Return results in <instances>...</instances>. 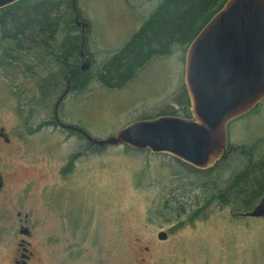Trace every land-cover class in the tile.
Segmentation results:
<instances>
[{"label": "rangeland", "instance_id": "obj_1", "mask_svg": "<svg viewBox=\"0 0 264 264\" xmlns=\"http://www.w3.org/2000/svg\"><path fill=\"white\" fill-rule=\"evenodd\" d=\"M160 2L76 0L81 18L90 23L86 50L93 72ZM184 71L183 51L176 47L171 55L152 59L124 87L108 88L92 79L85 89L70 91L59 116L105 139L135 120L180 114ZM22 84L36 95L21 72L7 75L0 67V129L9 137L0 136V264H15L20 237L31 242L30 264H264V217H238L217 200L198 204L208 181L222 189L246 166L240 149L209 176L182 166L169 153L126 144L98 147L79 133L50 125L54 108L22 116V100L16 97ZM263 138L264 100L229 125L235 149ZM173 196L189 200L188 209L205 207L208 217L194 224L191 211L172 217L176 213L169 212L167 199ZM22 224L31 236L19 233ZM161 229L168 241L158 238Z\"/></svg>", "mask_w": 264, "mask_h": 264}, {"label": "trees", "instance_id": "obj_2", "mask_svg": "<svg viewBox=\"0 0 264 264\" xmlns=\"http://www.w3.org/2000/svg\"><path fill=\"white\" fill-rule=\"evenodd\" d=\"M225 2L226 0H161L131 38L94 72V64L87 70L80 68L82 37L77 32L75 16H71L72 11L75 14L72 0L71 7L67 5V0H19L0 8V67L7 75L12 71L21 72L36 89V95L32 96L27 93L30 89L21 85L22 90L16 94L22 100L18 105V112L23 116L24 112L33 114L40 109L55 110L57 102L66 92L69 80V92L85 89L92 79L108 88L124 87L152 59L171 55L176 47L182 48L185 64L188 46ZM86 45L87 39L85 49ZM7 78L10 82V77ZM181 87L178 100L181 113L175 110L158 115L192 116L186 86L183 84ZM67 130L81 134L73 129ZM88 143L91 144L89 141ZM238 150L248 158L246 166L222 189L217 187V182L208 181L203 194L198 196L199 205L217 200L219 206L228 207L233 214H239V217L251 210L264 196V138L252 147L234 148V151ZM228 156L207 169H200L174 158L191 171L196 170L210 176ZM187 185H179L178 188L184 190ZM177 194L183 196L185 193ZM167 200L172 207L169 212L176 213L172 217L179 218L192 209L188 213V219L194 224L209 215L205 207L186 208L189 200L182 201L175 196Z\"/></svg>", "mask_w": 264, "mask_h": 264}, {"label": "water", "instance_id": "obj_3", "mask_svg": "<svg viewBox=\"0 0 264 264\" xmlns=\"http://www.w3.org/2000/svg\"><path fill=\"white\" fill-rule=\"evenodd\" d=\"M17 1L0 0V8ZM73 4L76 22L83 25L80 55L85 60L80 68L87 70L91 65L85 51L87 23L81 22L75 0ZM184 82L191 117L158 115L138 119L115 135L95 138L83 128L60 120L59 105L70 90V80L56 104L55 116L62 128L76 130L100 147L126 144L138 150L169 153L200 169L214 166L230 146V123L264 100V0H226L188 46ZM0 136L9 141L4 128ZM242 215L264 217V196ZM166 236L164 231L159 233L160 238Z\"/></svg>", "mask_w": 264, "mask_h": 264}, {"label": "flooded vegetation", "instance_id": "obj_4", "mask_svg": "<svg viewBox=\"0 0 264 264\" xmlns=\"http://www.w3.org/2000/svg\"><path fill=\"white\" fill-rule=\"evenodd\" d=\"M72 5H73V8H74V4H73V0H72ZM75 6H76V0H75ZM75 9V8H74ZM80 19L82 20L81 22L83 23V21L84 22H86L87 23V26H85V28H84V33H85V39H87V32H88V30H89V27H90V23L88 22V21H86V20H84V19H82L81 18V16H80ZM75 25L80 29V31H81V37H82V40H83V35H82V31H83V25L81 24V26H79L78 24H77V22H76V11H75ZM86 43V42H85ZM85 51H86V54L91 58V56H90V53L85 49ZM85 60V58L84 57H82V62L81 63H83V61ZM91 65H92V58H91ZM91 65H90V67H91ZM89 67V68H90ZM65 97H66V95H65ZM64 97V98H65ZM64 98L62 99V101L60 102V104H62V102H63V100H64ZM59 102V101H58ZM57 102V103H58ZM56 107V106H55ZM59 107H60V105H59ZM60 117V116H59ZM60 120L62 121V119L60 118ZM51 121V123H50V125H57V126H59V127H61L60 126V124H59V122H58V120H57V118H56V116H55V110H54V115H53V119L52 120H50ZM63 122V121H62ZM64 129V128H63ZM234 148H236V147H234L233 145H230L229 147H228V149H227V151H226V154H225V156H223V157H226V156H228V155H230L232 152H236V151H234ZM0 180L2 181V184L4 183V181H3V179L0 177ZM189 211H191V210H188L187 212H189ZM235 215L237 216V215H239V214H236L235 213ZM23 231V232H22ZM162 231H164V232H166L167 233V236L165 237V238H160L159 237V233L160 232H162ZM19 233L20 234H22V235H25V236H31V234H32V231H31V229H30V227H28L27 225H20V227H19ZM159 233H158V238L161 240V241H168V232L166 231V230H164V229H161L160 231H159ZM30 241L28 240V239H26V238H24V237H20L19 238V241H18V255L16 256V258H15V260H14V262H15V264H30V261H31V258L33 257V251H31V249H30ZM14 264V263H13Z\"/></svg>", "mask_w": 264, "mask_h": 264}]
</instances>
